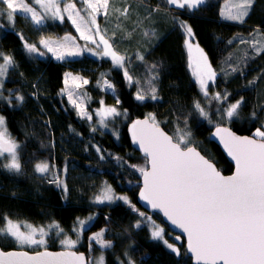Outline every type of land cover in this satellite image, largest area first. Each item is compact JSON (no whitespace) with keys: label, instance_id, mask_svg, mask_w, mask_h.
Here are the masks:
<instances>
[{"label":"trees","instance_id":"16d2710c","mask_svg":"<svg viewBox=\"0 0 264 264\" xmlns=\"http://www.w3.org/2000/svg\"><path fill=\"white\" fill-rule=\"evenodd\" d=\"M227 1L206 0L190 10L171 8L167 0H110L111 11L99 20V25L108 32L119 54L125 55L131 82L123 69H117L104 57L85 54L77 60L59 62L48 54H32L25 47L26 43L35 44L40 49L41 39L77 36L69 21L48 20L35 27L22 16L15 15L14 23L0 16V53L13 59L0 88V115L5 118L11 139L20 145L21 163L19 173L0 166V227L8 218L36 226L57 223L71 232L78 218H86L93 211L92 200L106 182L118 195H127L138 212L144 213L137 203L142 174L139 169L147 168L148 163L131 146L127 127L149 114L174 140L178 130L190 133L187 139L191 146L224 174H231L232 164L211 142L210 135L218 125L228 126L239 135L254 136L257 129L264 131V48L256 52L250 45L253 32H260L264 38V0H253L243 25L220 17ZM179 22L191 26L217 74L208 96L201 93L191 74L184 28ZM69 72L89 78L85 90L91 111L103 101L121 113L109 121V129L97 127L96 116L91 123L81 119L62 96ZM104 80L116 87V96L101 90ZM153 87L156 100L150 98ZM137 92L146 98L137 100ZM217 93L220 99L215 98ZM18 96L23 101L17 100ZM237 101H242L238 114L226 121L225 110ZM195 102L208 112L207 119L194 108ZM43 160L50 161L53 167L69 168L68 193L48 175L37 174L35 165ZM130 208L122 203L96 208L102 216L86 231L85 245L78 251L88 254V235L108 226L102 218L106 215L115 233L109 239L122 248L133 241L132 257L139 264H192L184 241L178 255L163 242L153 240L146 226L136 233L133 225L139 217ZM151 216L167 228L159 215ZM54 240L55 233L48 241L49 248L56 250ZM0 247L15 249V241L0 235ZM118 254L107 253L106 264H120Z\"/></svg>","mask_w":264,"mask_h":264},{"label":"snow or ice","instance_id":"6c2138e0","mask_svg":"<svg viewBox=\"0 0 264 264\" xmlns=\"http://www.w3.org/2000/svg\"><path fill=\"white\" fill-rule=\"evenodd\" d=\"M78 2L82 3V9H78L75 2L69 3L67 0H34V3L52 18L63 20L62 12L67 13L68 19L76 26L82 39L91 41L97 47L102 43L103 55L110 57L115 66L123 68L125 58L112 49V45L103 35L100 36L99 43L93 35V32L96 34L100 32L97 15L101 10L106 14L109 0H78ZM251 2L252 0H243L241 4L236 5L239 11L229 13L227 18L242 21L243 16L247 15ZM167 3L180 9L196 8L204 3V0H167ZM0 5H3L0 7V16L6 17L10 23H14L18 11L31 14V19L37 25L44 19L36 7L30 6L24 0H0ZM81 10L88 19L81 15ZM179 23L180 27L191 36L192 29L183 22ZM89 24L96 25V28L89 27ZM63 40L62 43L41 39L40 44L48 52H52L58 60L65 59V56L80 55V51L72 50L68 43L72 41L74 46L75 38L65 36ZM25 47L30 53L39 51L35 44L26 43ZM188 49L192 54L190 66L193 68V75L196 76L201 90L207 96V82L214 80L215 72L202 49L197 46L193 51L191 43H188ZM39 54L44 55L43 52ZM0 58L4 60V63L0 64V77H3L7 72V66L13 64V59L10 56H3L2 53ZM124 75L129 82L132 81L127 69H124ZM70 76L71 73L66 74L65 84L68 83L67 77ZM72 79L75 82L80 78L72 77ZM82 83L87 84L88 81L83 80ZM104 85L113 88L107 80L104 81ZM2 87L3 84L0 82V88ZM155 91L153 87L150 94L152 100L157 99ZM71 97L72 94L69 93V99ZM145 98V95L137 92V100L143 101ZM215 98L220 99V95L217 93ZM224 98H227V94ZM17 100L23 101V97L18 96ZM241 103L242 101H237L228 106L225 110L228 119L238 114L237 110ZM194 108L200 115L208 118V112L199 102L194 103ZM80 114L86 113L82 110ZM120 114L115 107L103 108L97 113L101 117L102 124L106 116ZM4 125V117L0 116V157L8 155V162L0 161V166L19 173L21 171L17 154L19 145L9 137ZM131 127L133 142L143 150L149 164L148 168L139 169L144 177V190L140 193V197L152 208L161 209L173 225L187 233L188 249L195 254L197 264H264V131L257 129L254 135L259 139H255L236 136L230 129L219 125L216 127L214 136L220 138L228 154L235 161V173L224 176L213 163L191 146L187 139L190 133H181L178 130L177 138L174 140L160 129L151 114L144 120L134 121ZM35 170L46 173L49 171V164L37 163ZM65 190H67L66 186ZM113 199L127 202V197H114L110 186H105L101 194L96 197L99 203L111 202ZM139 214L144 216V213ZM88 219L92 220L93 217ZM146 219L151 218L146 217ZM84 224V220L79 221L80 230H83ZM52 227L63 232L59 225H50L49 229ZM24 228L25 230L21 231L20 223L5 218V226L0 227V235L11 236L21 246L46 245L45 237L48 231L43 227L38 228L25 223ZM154 228L153 238L163 239V229L155 224ZM103 235L102 230L90 237V241H95L101 248L111 247L110 242L103 239ZM176 239L179 240V237ZM61 243L71 248L77 241L68 238ZM164 243L167 244V241ZM167 246L179 253V249L174 245L167 244ZM0 264H85V258L72 251L50 252L46 248L34 255L27 251L0 250ZM95 264H104L103 256Z\"/></svg>","mask_w":264,"mask_h":264},{"label":"rangeland","instance_id":"374dc122","mask_svg":"<svg viewBox=\"0 0 264 264\" xmlns=\"http://www.w3.org/2000/svg\"><path fill=\"white\" fill-rule=\"evenodd\" d=\"M206 0H204V3H205ZM25 3H28L30 6H33V7H36L37 10L39 12H41L42 16L44 17L43 21L41 24L37 25L35 24V22L31 19V14H24L20 11H18L15 15H18V16H22L23 18L25 19H29L31 20V22L33 23V25L35 27H41L43 25L46 24V22L48 20L50 21H53V22H58V23H63L65 21H69L72 26L74 27V29L76 30V26L71 22L70 19H68V14L65 13V12H62V15L64 16V19L63 20H60L58 18H52L51 15L49 13H45L44 10L42 8H40L39 5H36L34 3V0H24ZM67 2L69 3H73L75 2L76 3V6L78 9H82V3L79 4L78 3V0H67ZM243 2V0H229L227 2H225L223 4V7H222V13L220 14V17L222 19H225L226 22H229V23H239L241 25L242 22L248 17L249 15V12H250V8H248V11H247V15L243 16L242 18V21L241 20H233V19H228V15L229 13H236L239 11V9L236 7V5L238 4H241ZM203 4V3H202ZM200 4V5H202ZM200 5H198L196 8H198ZM251 5H253V0L251 2ZM169 6L171 8H175V9H180V8H177L176 6L174 5H170ZM61 8L63 9V3L61 4ZM185 8H188V7H185ZM183 8V9H185ZM196 8H188L190 10H195ZM111 11V2L109 0L108 2V8H107V12L106 14L104 13L103 10H101V13H99L97 15V25L99 26V29H100V32L99 34H96L95 32H93V35H94V38L95 40L99 43L100 42V36L103 35L105 39L108 40L109 44L112 45V49L117 52L118 55L120 56H123L125 58V55H121L119 54V52L116 50V48L114 47V45L111 43V41L108 39L107 37V31L105 30V28H101L100 25H99V20L101 18H106L108 13ZM81 15L82 16H85V19H88V17L86 16L85 12L83 10H81ZM187 26L188 23H186ZM89 27L95 29L96 28V25H91L89 24ZM191 28V26H189ZM192 29V28H191ZM76 33H77V36H72V35H65V36H70V37H73L75 38L74 40V46H73V42L72 41H69V46L70 48H72V50H79L80 51V55H77V56H65V59L63 60H58L56 59V56L52 53V52H48V50L46 48H44V46L42 44H40V49H38L39 51L38 52H31L32 54H35V55H40L39 53L40 52H43L44 55L43 56H47V54L54 60L56 61H59V62H70V61H73V60H77V59H80L83 55L87 54V55H90V56H96V57H104L108 60H111L110 57H106L103 55V52H102V48H103V45L102 43L100 44V47H97L96 44H93L91 41H85L84 39L81 38L80 36V33L76 30ZM184 33H185V37H186V51H187V54H188V59H189V68H190V71H191V74L193 76V78L195 79L198 87H199V90L201 91V93H203V91L201 90L200 86H199V82L196 78L195 75H193V68L190 66L191 64V53L189 52V49H188V43H191L192 46H193V51H194V47H199L200 49L203 50L204 54L206 55L207 57V60H208V63L210 64L212 70L215 72L214 70V67L209 59V56L207 55V53L205 52V50L203 49V47H201L198 43V41L196 40L195 38V35H194V32H193V29H192V35L189 36L186 32V30L184 29ZM261 33L256 31V32H253L252 33V36L251 38L254 39L253 41H251V46L254 48L253 50H255L256 52H260L263 48H264V38L262 37V34L260 35ZM59 37V38H44V39H50L52 41H60V42H64L63 38L65 37ZM85 44V48L82 44ZM41 56V55H40ZM125 61H126V58H125ZM113 63V62H112ZM114 65V63H113ZM10 65L7 66V71L9 69ZM115 67V66H114ZM117 69H126V62L124 63V66L123 68L121 67H117ZM71 73V76L70 77H67V80H68V83L65 84V79H66V75H65V78H64V88H63V92H62V96L67 99V102L76 110V112L78 113L79 117L81 119H85L87 121H89L90 123L94 121V118L96 116V119H97V127L99 128H102L104 130L106 129H109L107 127V125H109V121L112 120L114 117H116L117 115H108L104 118V122L103 124L101 123V117L99 115H97V113L103 109V108H109L111 106H108L105 104V102L101 103L97 108H95L93 111L90 110L89 108V101L87 99V93H86V86L90 83V80L89 78H86L85 76L83 75H80V74H75V73H72V72H69ZM6 74L7 72L5 73V75L3 77H0V82H2L3 84V81L4 79H6ZM72 77H79L80 79L76 80L75 82H73V79ZM216 77H217V74L215 72V78L214 80L212 81H208V95H209V88L212 84H214V82L216 81ZM83 80H87L88 83L87 84H83L82 81ZM105 81V80H104ZM104 81L101 85V90L104 92V93H108V94H111L113 96H116V87L110 82L108 81L109 83H111L113 85V88H107L105 85H104ZM80 85L79 87H76V85ZM69 93L72 94V97L71 99H69ZM204 94V93H203ZM207 95V96H208ZM73 101H75V103H73ZM84 111L86 114L85 115H81V111ZM2 116V115H0ZM90 117V118H89ZM224 119L226 121H229L231 119H233L235 117V115L231 118V119H228L224 113ZM4 121H5V118H4ZM7 129V126H6V121H5V125H4ZM224 126V125H223ZM263 131V130H262ZM256 132V131H255ZM7 134L9 135V137L11 138L10 134L8 133L7 131ZM255 134V133H254ZM253 134V135H254ZM255 137V135H254ZM257 139H259V137H256ZM14 141V140H13ZM16 143V141H14ZM17 144V143H16ZM19 145V144H18ZM20 146V145H19ZM17 154L19 156V160H20V151H19V147L17 148ZM0 159L2 160L3 163H7L8 162V155L5 154L4 157H0ZM41 162H47L49 164V171L46 172V173H39L37 172L38 175H41V176H46L48 175L49 177H51L52 179L56 180L57 184L59 185L60 189L64 192V193H68V191L70 190V186H69V180H71V175H70V170L67 166H63L61 169L58 168V167H53L51 166V162L48 161V160H43ZM40 163V162H39ZM139 167V166H138ZM142 168H144V166H142ZM13 172V171H11ZM65 186H66V189L65 190ZM91 186V185H90ZM105 186H110L107 182L103 185L102 187V190L105 188ZM111 187V186H110ZM112 190H113V195L114 197H117V196H123V197H127V202L125 200H121V199H113V201L111 202H108V201H105L103 203H99L97 202L96 198L95 200L93 199L92 200V206L94 207L92 210V212H89V216L86 217V218H78V220L74 223V226L71 230V232H67L65 230H63V232H60L59 229L55 228V227H52L49 229V226H36L34 224H31L29 222H26V221H15V220H12L13 222H18L21 224V231H24L25 228H24V224H30L34 227H43L46 231H48V235L45 237V240H46V245H41V246H28V245H19L11 236H9L10 238H12L14 241H15V249H12L14 251H28V252H31V253H36L38 251H43L45 250H52V251H62V250H76L78 251V248L82 245L84 246L85 245V236H86V231L91 227V225L97 221L98 219H100L102 216L100 214V210H97L99 208H102V207H105V206H115L119 203H122L124 205H129V207H131L130 209L134 210V212H136L137 216L139 217V220L136 224L133 225V230L138 233L139 232V228L142 227V226H146L150 232V235H151V238L153 240H156V241H161L163 242V244L169 248L167 246V244H172L174 245V247L176 249H179V253L175 252L176 254H180L181 252V248H180V244H178L176 242V234H174L173 232H170L165 226H163L159 221H157L155 218H153L151 215H147L145 212H144V216H141L139 214V210L137 208H135V206L132 204L130 198L127 196V195H118L115 190L113 189V187H111ZM74 190V188H72ZM101 190V192H102ZM100 193H98L97 196H99ZM96 196V197H97ZM97 208V209H96ZM143 213V212H142ZM89 217H93L92 220H89L88 218ZM146 217H150L151 219H146ZM103 218V222H106V224L108 225L107 227H105L104 229H101L97 232H93L91 233L90 235H88V240H89V251H88V254H89V260H90V264H95V262L101 257L103 256L104 258V264H106V254L109 253V252H113L115 253L116 251L119 253L118 254V260L120 262V264H139L138 261H136L135 259H133L132 257V253L131 251L135 248V243L133 241H129L127 246H124L123 248L121 247V244L120 245H117L116 244V241H111L109 239V237H114L115 236V233H113L111 231V225H110V219L108 216H104L102 217ZM11 220V219H10ZM80 220H84L85 221V224H84V227H83V230H80V226H79V221ZM139 224L140 226L139 227H136V225ZM154 224L155 225H158L159 228L163 229V239H159V238H153L152 236V232L155 230L154 228ZM54 225V224H52ZM55 225H59L57 223H55ZM59 228H61V226L59 225ZM104 231V235H103V239L106 241V242H110L111 244V247H106V248H101L99 244H97L95 241H90V237L94 236L96 233L100 232V231ZM55 233V240L56 243L52 242L53 247H56L58 249L56 250H53V249H50L49 246V242L48 239H49V236L51 234ZM122 237L126 239V236L123 235L121 233ZM37 238H39V235H37ZM58 238H61L60 241H57L56 239ZM72 239V240H76L77 243L75 244V246L71 247V248H68L66 247L64 244L61 243L62 240L64 239ZM164 241H167V244L164 243ZM119 248V250H117ZM170 249V248H169ZM172 250V249H170ZM5 251H11V250H5ZM173 251V250H172Z\"/></svg>","mask_w":264,"mask_h":264},{"label":"water","instance_id":"95a60500","mask_svg":"<svg viewBox=\"0 0 264 264\" xmlns=\"http://www.w3.org/2000/svg\"><path fill=\"white\" fill-rule=\"evenodd\" d=\"M146 118H138V119H135L134 121L136 120H144ZM132 121L128 127H127V134H128V137H129V140H130V143H131V146L143 157L147 160V163H148V158L146 157L145 153L143 152V150L139 147V145L137 143H134L133 142V135H132V123L134 122ZM160 129L162 131H164L167 135L171 136V134H169L168 132L165 131V129L161 126H159ZM221 127H225V128H228L230 129L231 132H233L236 136H240V137H250V138H255L253 136H249V135H239L237 134L236 132H234L230 127L228 126H221ZM215 130H216V127L212 130L211 132V135H210V140L211 142H213L214 144H216L220 150L223 152L225 158L227 159L228 162H230L233 166V172L231 174H224L219 168L218 166L212 162L211 160H209L199 149H197L196 147H194L196 149L197 152H199L202 156L205 157V159H208L211 163H213L216 167V169L218 171L221 172L222 175L224 176H231L235 173V161L232 159V157L228 154V151L227 149L224 147L223 145V142L220 140L219 137H216L214 136V133H215ZM174 139V138H173ZM257 139V138H255ZM149 167V164L147 166V168ZM143 183H144V177H143V174H141V181H140V189H139V192H138V196H137V203L138 205L142 208V210H144L146 213L148 214H151V215H159L162 219V222L167 226L168 229H170V232H173L174 234L177 235V237H179V240L176 239V242L178 244H181L183 241L185 243V249H186V252L188 254V256L191 258L192 260V264H197V261H196V258H195V254L192 253L189 249H188V237H187V233H185L181 228H179L178 226L176 225H173L171 220H169L163 213V211L161 209H154L151 207V205L145 201V200H142L141 197H140V193L144 190L143 189ZM0 250H3L1 247H0ZM5 251V250H3ZM11 251H14V250H11ZM11 251H5V252H11ZM22 251V250H20ZM44 251V250H43ZM47 251H50V252H64V251H72V252H75L77 255H83L84 258H85V264H90V260H89V256L87 253L85 252H82V251H76V250H62V251H52V250H47ZM28 252V251H27ZM29 254H35V253H31V252H28Z\"/></svg>","mask_w":264,"mask_h":264},{"label":"bare ground","instance_id":"6f19581e","mask_svg":"<svg viewBox=\"0 0 264 264\" xmlns=\"http://www.w3.org/2000/svg\"><path fill=\"white\" fill-rule=\"evenodd\" d=\"M196 47H194V50H195ZM254 137V136H253ZM256 138V137H255Z\"/></svg>","mask_w":264,"mask_h":264},{"label":"flooded vegetation","instance_id":"af4514ba","mask_svg":"<svg viewBox=\"0 0 264 264\" xmlns=\"http://www.w3.org/2000/svg\"><path fill=\"white\" fill-rule=\"evenodd\" d=\"M176 237H177V235H176Z\"/></svg>","mask_w":264,"mask_h":264}]
</instances>
